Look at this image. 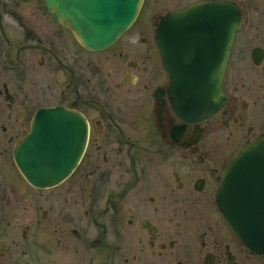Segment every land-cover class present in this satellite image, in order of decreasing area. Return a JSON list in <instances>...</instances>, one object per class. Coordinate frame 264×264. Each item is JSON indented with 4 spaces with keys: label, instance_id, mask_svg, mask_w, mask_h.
Wrapping results in <instances>:
<instances>
[{
    "label": "flooded vegetation",
    "instance_id": "obj_1",
    "mask_svg": "<svg viewBox=\"0 0 264 264\" xmlns=\"http://www.w3.org/2000/svg\"><path fill=\"white\" fill-rule=\"evenodd\" d=\"M215 1L144 0L115 42L90 49L46 0H0V264H264L217 200L234 154L264 131V7L225 0L242 26L222 108L187 120L172 105L186 70L218 52ZM59 107L86 118V148L63 181L36 186L15 150Z\"/></svg>",
    "mask_w": 264,
    "mask_h": 264
},
{
    "label": "water",
    "instance_id": "obj_2",
    "mask_svg": "<svg viewBox=\"0 0 264 264\" xmlns=\"http://www.w3.org/2000/svg\"><path fill=\"white\" fill-rule=\"evenodd\" d=\"M59 22L71 28L90 49L116 41L136 19L144 0H46ZM201 4L194 7L199 11ZM212 11L218 23L219 49L212 63L194 66L182 77L172 97L175 110L187 120H200L218 111L225 102L224 72L236 36L242 26L240 7L215 1ZM167 18H162L163 31ZM163 52V34L158 37ZM255 55V52H254ZM88 123L77 109H43L33 129L15 150V159L26 178L36 186L63 181L80 162L87 144ZM220 211L241 241L264 255V132L249 141L231 159L217 192Z\"/></svg>",
    "mask_w": 264,
    "mask_h": 264
},
{
    "label": "rangeland",
    "instance_id": "obj_3",
    "mask_svg": "<svg viewBox=\"0 0 264 264\" xmlns=\"http://www.w3.org/2000/svg\"><path fill=\"white\" fill-rule=\"evenodd\" d=\"M253 3H254V5H256L258 8H261V7H264V0H251ZM150 5V1H148L147 2V4H146V8L145 9H147V7ZM256 6H252L253 8H256ZM259 20H260V15L256 12V11H253V15L251 16V21H253V24L254 25H257L258 24V22H259ZM254 28H255V26H254ZM254 28L251 26V24H250V29L251 30H254ZM255 31V30H254ZM242 38V35H239V39H241ZM237 51H238V49H237ZM236 51V52H237ZM248 53H249V55H250V58H251V50H250V48H249V50H248Z\"/></svg>",
    "mask_w": 264,
    "mask_h": 264
}]
</instances>
